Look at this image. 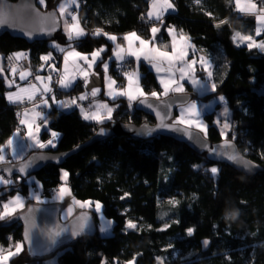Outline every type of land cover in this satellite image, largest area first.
I'll use <instances>...</instances> for the list:
<instances>
[{
    "label": "trees",
    "instance_id": "trees-1",
    "mask_svg": "<svg viewBox=\"0 0 264 264\" xmlns=\"http://www.w3.org/2000/svg\"><path fill=\"white\" fill-rule=\"evenodd\" d=\"M58 1L45 0L46 6L38 4L46 10L56 8ZM80 1L77 12L88 35L71 44L81 51L105 45L107 50L102 58L111 54L112 41L104 35H92L97 29L119 37L136 29L150 37L149 28L154 20L145 15L151 0ZM174 2L176 14L165 19L170 21L177 16L178 27L215 60V91L225 95L233 115L234 128L227 138L235 137L241 151L260 162L263 170L247 175L227 163L209 160L171 136L159 134L145 139L127 133L114 134L71 154L62 165L49 163L30 176L40 184L42 196L49 197L61 185L62 169H66L70 173L66 184L71 194L77 199L100 202L104 216L113 221V232L105 236L97 227L93 235H81L48 255L33 256L23 242L20 221L0 226L1 245L8 246L11 241L24 244L19 255H13L7 264H45V259L55 253H58L55 264H157L160 263L157 257L163 264H264V52L233 43V27L228 17L234 9V0ZM53 41L62 47L69 44L61 29L56 39L33 42L6 32L0 35V52L4 55L13 50H27L35 62H41L40 57L51 52L53 59L60 60L63 52L52 48ZM123 64L119 69L128 66L127 61ZM140 68L144 88L148 92L160 89L149 66L142 63ZM112 69L118 80L123 81V72ZM6 91V79L0 74V147L19 126L18 112L7 101ZM192 95V99L197 97ZM134 104L119 102L112 119H105L103 124L84 120L76 106L52 110L49 125L60 136L56 147L47 149H71L114 121L153 120L135 109ZM214 111L203 115L207 137L212 142L224 139L214 122ZM48 134L47 130L42 132L44 137ZM212 167L220 169L216 176L210 172ZM30 177L14 176L12 184L0 186L2 190L14 187L0 195V211L2 202L14 193H28L33 185ZM125 193L129 195L125 197ZM172 200L178 203L173 205ZM30 202L32 199L27 197V204ZM232 206L241 209L242 215L238 221L229 222L224 219V212ZM129 218L137 221L135 229H126ZM94 220L98 225L97 215ZM165 224L171 226L159 231ZM189 227L194 229L191 236L186 231ZM207 239L210 244L205 250L203 241Z\"/></svg>",
    "mask_w": 264,
    "mask_h": 264
},
{
    "label": "snow or ice",
    "instance_id": "snow-or-ice-1",
    "mask_svg": "<svg viewBox=\"0 0 264 264\" xmlns=\"http://www.w3.org/2000/svg\"><path fill=\"white\" fill-rule=\"evenodd\" d=\"M38 2L41 5H45V0H38ZM197 3L200 2V0H196ZM71 4H75L76 0H70ZM235 6L236 9L239 10L242 13H255L257 11V5L255 3H247V4H242L241 0H235ZM69 7V2H65V3H61L59 6V13L61 16L65 15L67 8ZM174 5L170 2V0H152V5H151V10L147 13V16L149 19H155L156 21H159L160 24L163 26V15L165 12H167L169 9H173ZM37 15H39V13H37ZM67 15L70 16L71 20L73 21V23L69 24L67 20H65V27H64V32L66 34V38L69 41L68 44V48H71L72 50H67L65 47H61L59 44H57L55 41H53L52 43V48L56 51L59 52H63L65 53L64 56V65H65V72H67V67H68V62H69V58L73 59V63L75 64L76 61H85L86 63V67L87 68H93V66L96 64V62L98 60L102 61V57H101V53L105 52L106 46H101L100 49L95 50L91 53V59L89 60V56L88 55H84L81 54L80 52L76 51L75 48L72 47L71 42L72 41H79L82 37H84L86 35V33L84 32V30L79 26V20L77 19V16L72 14V13H67ZM209 15H211V13H209ZM256 19L258 21V26L256 28V35H259L261 33V31H264V7L259 9V14L256 16ZM8 21L7 19L4 18V14L0 13V25H4L7 24ZM221 24L226 23V21H221ZM217 27H219V25H217ZM38 31L41 32H47L49 35H51L52 32H54L56 30L55 27H49V28H39L37 29ZM151 31V38L150 39H144L141 36H139L136 32H131L126 34L123 39L125 41H127V48L124 49L120 44H116V48L114 50V56L115 59L119 62H121V64H123L126 61L127 57H132L134 58L136 61H140L141 58H143L144 60L148 61V63L156 68L157 72H160L161 69V65H163L165 62H167V64L169 65V71L171 68V65L175 62H180L183 61L184 56L186 55V53L184 52V49L181 48L179 51H177L176 49V45L175 43L172 44V51L168 52V51H162L160 49V47H156L155 46V41L157 39L156 34L160 31V28L153 26L150 29ZM167 31L171 34L173 32L172 28H168ZM29 37H31L33 35V31H28L26 33ZM93 36H100V35H104L107 37V39H109L110 41H112L113 43H115L117 41V37L115 35H109L107 33H104L102 29H97L92 33ZM182 39H186L185 37H181ZM175 36H173V41H175ZM232 41L234 44H236L237 46H239L240 44H247V47L249 49L252 48H258L261 52H264V41H260L259 43H257L255 41V39L252 36H242L240 32H235V34L232 36ZM134 42H138L139 47H134ZM152 44V47H149V45ZM24 57L23 53L17 52L13 54V57H9L8 59L11 60L13 58H15L16 60H19L21 58ZM40 59L42 61H44L45 63L50 62L53 59L52 53L49 52L47 55H43L40 57ZM112 58L110 57L109 60H111ZM195 63V61L193 62ZM199 63L201 64L202 67L205 68V70H207V68L209 67V61L201 58ZM77 67H79L78 65H76ZM50 67H52L55 70V66L54 65H50ZM102 67L105 73L108 72L109 69V63L102 61ZM188 71H185L184 68L179 69L180 73H181V79L184 78V76L189 75L191 72V64L187 65ZM0 71H2V69H0ZM13 72L16 71L15 67H13L12 69ZM80 73L85 81V86L87 87L88 85V77H89V72L85 69V68H80ZM30 73H21L20 74V79L23 80L25 79L26 75H29ZM124 75L127 78V89H117L116 87H114L116 85V81L113 80L111 78V76H107L106 79V84H107V95L113 100H117V98L119 97H125L129 103V106L132 105L133 101H139V103L141 104H146L147 107L152 108L153 104L148 102V95L146 94L143 89L140 87L139 84V80L141 79L140 74L138 73V71H132V72H125ZM208 76L211 77L212 73L208 72ZM36 80L41 81L42 78L37 75L35 77ZM49 80L51 79V77L48 78ZM75 79V77H68V76H62L60 78V80L58 81V83L60 84L61 87L67 88L70 87L73 80ZM192 79V83L195 85H198L200 87H202L204 90H207V85L202 83L200 80H197L195 78H191ZM160 83L163 85V93L162 95L167 97L169 95L170 92L172 93H183L184 92V88L182 85H180L179 83H177L176 81L172 80V79H164L163 77L160 80ZM30 88L32 89V93H29V89L27 88H22L20 89L18 92H9L7 94V99L9 100V102L12 103H16V102H20L22 100V96L21 93H29L28 95V99L32 100L33 99V94L36 91H39L41 93V95L45 94V93H49L52 91V89L45 84L44 87L42 89H36L35 86L30 85ZM211 90L213 92H215L216 90V84L212 83L211 84ZM100 89L93 87L91 89V96L94 98L97 96V94L99 93ZM160 93L156 92V91H152L150 93V96L153 98H157L159 99L160 97ZM87 96L86 95H81L79 97L80 100H84L86 99ZM54 99V97H53ZM218 99L220 101L225 102V107L223 109L224 115L227 116L229 109L227 107V102L225 101V97L224 96H219ZM44 104L45 107H49L48 105V101L44 100L42 102ZM60 103V107L61 108H70L73 104L76 103V100H72L71 102H59ZM163 103V102H162ZM164 106L166 108H171V104L170 103H165ZM97 108V111H91V110H84L83 108H81V113L83 116L84 120H92V121H96L97 123L103 124L105 119L107 120H111L112 119V113L114 111L113 107H109L107 104H98L95 106ZM116 107H119V105L117 104ZM99 109H106L107 111V116H103L100 114ZM187 113L190 114L191 117L194 118H188L185 119L184 115L182 114L181 117L175 121H173L172 123H165L163 121V118L161 119V123L157 126L158 128H164V129H169V130H173V131H183L185 134L188 135L190 140H193L194 143L198 144L202 149H205L209 152L210 155L212 156H219V157H224L226 158L228 161L233 162L235 165L237 166H241L238 165L237 161H238V153L237 151H235V145L230 142L229 140H227V138H225L224 143L222 145L219 146H211L207 143L206 140V136H207V130H206V126L204 125V123L202 122V120L200 119V111L197 108V104L195 102H192L190 104H188L187 109H186ZM159 114V113H158ZM36 115H40L39 113H36ZM21 125H25L26 126V136L29 140H32L33 143L31 145H24L20 147L19 152L17 151V149L13 146L14 141L12 139H9L7 142V146L8 147H12V152H13V158L17 157L20 152L23 151L24 148L26 147H38L40 149H44L46 147H56V141L58 140L60 133L56 132V131H51L50 132V136L51 139H49L46 143L44 142H40L37 139V133L40 132L41 127L40 125H36L34 122H29V120L27 119H21L20 121ZM43 124L46 127L48 125V120L47 117L45 116L43 119ZM177 125H186L187 127L181 129L179 127H177ZM195 128L198 130V132H202L204 133V136L201 137L198 134H193L191 131H189V129L191 128ZM230 128V124L228 122H225L223 124V128L221 131V135L222 136H227V130ZM105 129L101 128L99 130V132L97 133V135H103L105 133ZM152 130L149 129V132H151ZM20 130L17 129V135H19ZM235 140V137H233V141ZM80 146L77 145L76 149H78ZM76 149H73V151H75ZM62 155H67V154H62ZM46 159H53L56 161H59V157H47L44 155H40L38 157H33L32 160H29L28 162H21L20 166L18 167V171L20 173H27L28 168L36 161V160H46ZM6 162V156H5V150L3 148H0V163H5ZM253 163V167H256V165ZM193 167H199V165H194ZM244 169V166H241ZM0 171H7L8 172V176L9 178L5 179L3 176H0V185H10L13 183V181L11 180V174H12V168L8 167L5 169H0ZM220 169H218L217 167H212L210 169V172L213 176H216L219 173ZM70 175V173L67 170H62V179L66 182L67 177ZM33 182L37 183L34 178H33ZM69 193V189L66 186H61L59 189V199H63L65 195H68ZM35 198L37 201L40 200L39 195L35 194ZM129 193H125L124 196H128ZM121 199H124V197H121ZM76 203L79 205L80 208H85L89 206V202H79L76 201ZM170 203H172L173 205L177 204L178 201L176 200H172L170 201ZM24 207V203L22 198L17 195L15 197H13L11 200H9L7 203H4L2 205L3 211H0V220H5L6 218H10L12 216L15 215L16 211L18 208H23ZM95 211L96 212H101L102 211V205L100 204V202H96L95 203ZM72 212V208L68 209V212L65 215V219H67V216L69 214H71ZM87 217L86 215H82L81 216V220H85ZM111 221H108V226L111 225ZM176 223H179V220L176 221ZM171 225L169 224H165L164 227L162 229H159V231H163L166 230L167 228H169ZM137 227V225L135 223H133L131 220H129L126 224V229H135ZM150 227V226H149ZM85 229V225L84 223H80L78 225L77 228L75 229H68V228H64L61 229V231H70L72 236H78L80 235L82 232H84ZM187 234L189 236H191L194 232V229L189 227L187 228ZM52 237H53V242H54V238L56 236L60 235V231L51 233ZM29 235L26 232L25 233V239H29ZM204 245L207 246L209 241L205 240L203 241ZM23 249V244L22 243H17L15 246V252L12 251H8L6 254L4 253L3 249H0V264H4V262L8 261L10 259V257H12L13 255H19V253L22 251ZM157 260L160 262V264H163V260L160 257H157Z\"/></svg>",
    "mask_w": 264,
    "mask_h": 264
},
{
    "label": "water",
    "instance_id": "water-1",
    "mask_svg": "<svg viewBox=\"0 0 264 264\" xmlns=\"http://www.w3.org/2000/svg\"><path fill=\"white\" fill-rule=\"evenodd\" d=\"M0 13L4 14V18L7 19L8 23L0 25V35L8 32L12 36L17 38L25 39L28 42H33L36 40H52L56 39L57 32L61 29V17L57 8L43 9L39 6L38 0H0ZM39 13V15H37ZM55 27L56 30L49 35L46 31L41 32L37 29L39 28H49ZM33 31V35L29 37L26 33L28 31ZM192 92L184 91L183 93H169L167 97L160 96L159 99L153 98L148 95V102L153 104L152 108L147 107L146 104H141L139 101H135L134 108L141 110L144 114H147L153 120H147L141 123L138 122H128V121H114L109 126L103 125L98 128L91 138L78 144L80 147L76 149L74 146L68 150H53V149H39L32 150L27 153L23 158L14 161H6L5 163H0V169H5L8 167L12 168V174L10 178L18 176L21 178H28L31 175H35L39 170L44 168L49 163H54L56 165H62L67 157L71 154L79 151L85 146L92 145L95 141L103 140L114 134H129L133 136H138L140 138H150L156 137L159 134L171 136L175 140L182 141L188 145L191 149L197 151L200 154H205L206 157L213 162H220L224 164H229L236 170H240L245 174H256L260 170H263L262 164L254 159H251L248 155L244 154L238 147V143L231 138H227L230 142L235 145V151H239L241 155H244L246 159L254 162L256 167H253L252 172H247L241 166L235 165L233 162L228 161L224 157L212 156L205 149H202L198 144L190 140L188 135L183 131H173L164 128H158L157 126L161 123V119L165 123H172L171 118L178 112L179 105L185 104L192 98ZM163 102V103H162ZM165 103H170L171 108H166ZM159 113V114H158ZM177 127L183 129L187 127L186 125H177ZM104 128L106 131L103 135H97L99 130ZM149 129L152 131L149 132ZM193 134H198L201 137L204 133L198 132L194 127L189 129ZM207 143L211 146H219L224 143L225 139L212 142L210 138L206 136ZM73 149H76L73 151ZM67 154V155H62ZM44 155L47 157H59V161L53 159L46 160H36L27 170V173H20L18 167L21 162H28L32 160L33 157H38ZM0 175L9 178L7 171H0ZM14 187L9 186L0 189V195L12 190ZM61 204L52 202H38L32 201L27 204V206L15 213L14 216L6 218L0 221V226L10 225L18 221L22 224V236L23 242L27 248L29 254L33 256H45L53 251L60 245L67 243L69 241L75 240L81 235H93L96 232L97 224L94 220V216L91 210L82 209L75 213L71 218L67 220H62L60 216ZM86 215L85 220H81V216ZM84 223L85 229L78 236H72L70 231H61V229H75L80 223ZM60 231V235L54 238L51 233ZM28 233L29 239H25V233ZM205 246L203 243V249L207 250L210 244ZM205 241V240H204Z\"/></svg>",
    "mask_w": 264,
    "mask_h": 264
},
{
    "label": "crops",
    "instance_id": "crops-1",
    "mask_svg": "<svg viewBox=\"0 0 264 264\" xmlns=\"http://www.w3.org/2000/svg\"><path fill=\"white\" fill-rule=\"evenodd\" d=\"M170 1L174 5V8L173 9H169L167 12L164 13V15H163V26L160 24L159 21H156V22H154V24H152L150 26L149 31H150L151 27H153V26H156V27L160 28V31L156 34L157 39L155 41V46L156 47H160V49L162 51L171 52L173 43H175L177 51H179L181 48H183L184 52L186 53V55L184 56L183 61L173 63L171 65L170 71H169V65L167 64V62H165L163 65H161V69L162 70L160 72H157L156 68L152 67L148 63V61L144 60L143 58H141L140 61H136L132 57H127L126 61H127V65L128 66L123 68V69H119L118 66L121 64V62L117 61L115 59V56H114V50L116 48V44H120L124 49H126L127 48V41H125L123 39V37L126 34L131 33V32H136L139 36H141L144 39H150L152 34H151V31H150V37H146V36L142 35L140 33V31H138L136 29H132V31H127V32L123 33L121 35V37H119V35H117L115 33H110V35H115L117 37V41L115 43L112 42L113 45H112L111 54L109 56L105 57V58H102V61H105V62L109 63L108 72L107 73L104 72L101 60H98L96 62V64L93 66V68H87L86 67V63L87 62H85V61H76V63L74 64L73 63V59L69 58L66 76L75 77V79L73 80V82H72L70 87H67V88L61 87V91L63 93H65V94H73V93L76 92V94H78L80 96L81 95H86L87 98L85 100H87L89 102L90 106L93 107V106H96L98 104H107L109 107H113L114 111H115L116 110L115 108H117L116 105L117 104L119 105V102H124V101L128 102V101H127V99L125 97H119V98H117V100L113 101L107 95V91H108L107 84H106L107 76H111V78L117 82L119 80H118L117 76L115 75V73H114L112 68H114V69L117 68L120 73L123 72V77H124L123 81H121L119 87H116V86H114V87H116L117 89H125L126 90L127 89V78L124 75V73L125 72H132V71L135 70V71H138V73L140 74V77L142 79L143 75H142V71H141L140 66H141L142 63H145V64H147L149 66V68L153 71L154 75L156 76V79H157V82H158V86H160L159 87L160 89H157V90H154V91L160 93L161 94L160 96H163L162 95V93H163V85L160 83V80H161L162 77L164 79H172V80L176 81L177 83H179L180 85L183 86L184 91H189V92L191 91L194 95L199 96V97L204 96V94H206L208 92H211L212 91L211 90V84L214 83L212 81H213V76H214L213 64H214L215 60L211 57L209 51H207V50H205V49H203L201 47H197L194 44L193 40H191L190 35L188 33H186L184 30H182V29H180L178 27V19H177L176 16H175V18L173 17L172 20H170V21L169 20L167 21L165 19V17L167 15H169V14L170 15H175L176 14L175 2H174V0H170ZM65 2H69V7L67 8L65 15L61 16L60 13H59V15L61 17V30L65 34V32H64L65 20H67L69 24L73 23V21L71 20L70 16L67 15V13H69V12L72 13L71 11L74 10V11H76L75 15L77 16V19L79 20V26L86 33V35L84 36V37H86L88 35L87 30L84 27L83 23H81V21L79 19L78 12H77V10L79 9V7L81 5V1L80 0H76L75 4H71L70 0H59L58 3H57V6H56L58 12H59L60 4L61 3H65ZM249 2L254 3L253 0H241L242 4H247ZM234 3H235V0H234ZM151 5H152V0L150 1L149 11L151 10ZM263 7H264V4H263ZM259 9L260 8L257 6V11L255 13H242V12H240L237 9H236L235 12L232 11V13H230V17H228V19L230 21L231 27H233V35L235 34V32H240L242 36H252L257 43H259L260 41H264V37H262L263 31H261V33L259 35H256V28L258 26V21L256 19V16L259 14ZM145 16H146V18H148L147 14ZM148 20L153 21V19H149V18H148ZM168 28H172L173 29V32L171 34L167 31ZM65 36H66V34H65ZM173 36H175V38H176L175 41H173ZM182 36L185 37L186 39H182L181 38ZM240 45H243V44H240ZM244 45H247V44L244 43ZM101 46H105V45H101ZM101 46H99V48L93 49L92 51L83 52V51H81L79 49L78 46L75 47V46L72 45V47L75 48L76 51L80 52L81 54L88 55L89 56V60L91 59V53L93 51H95V50L100 49ZM152 46H153L152 44L149 45V47H152ZM64 47L67 50H72L71 48H68L67 46H64ZM134 47H139L138 42H134ZM102 54L103 53H101V57H103ZM64 56H65V53L62 54V62H63V64H64ZM110 57L112 58L111 60H109ZM201 58H204V59L209 61V67L207 68V70H205V68L202 67L201 64L199 63ZM194 61H195V63H193ZM188 64H191V72H190L189 75H186V76H184L183 79H181V73H180L179 69L184 68L185 71H188V68H187ZM76 65H78L79 67H77ZM80 68H85L89 72V76L91 75V77H93L92 80L90 81L89 86L87 85V87L85 86V84L84 85H80V86L77 87L79 79L84 80L82 75H81V73H80ZM208 72L212 73L211 77L208 76ZM191 78H195L197 80H200L202 83L206 84L207 85V90H204L202 87L193 84ZM88 79H90V78H88ZM141 79L139 80L140 87L143 89V91L146 94L150 95V93L152 91L148 92L144 88V86L142 85ZM209 80H210V82H209ZM74 87H75L76 90L74 89ZM93 87L100 89L99 93L94 98L90 94L91 93V89ZM170 93H172V92H170ZM92 99L93 100H98L97 101L98 103L96 105H93L94 102L90 103V101ZM132 103H135V101H133ZM190 103H192V102H190ZM186 105L187 104H185L184 105L185 107L182 108V113H183L185 119L191 117L190 114L187 113V111H186V109H187ZM197 106H198V104H197ZM199 107H201V106H199ZM199 107H197V108L200 111V109H202V108H199ZM101 110L104 111V113L102 115L106 117L107 116L106 109H101ZM36 113L37 112H34V116H36ZM200 116H201V114H200ZM191 118H194V117H191ZM23 119H27L28 120L30 118H28V117L26 118V116H25ZM202 122L206 126V122L204 120H202ZM23 126H25V125H23ZM28 180L31 181L33 183V185H31V188L29 189L27 194L19 193V196L23 200L24 207L17 209L16 213L21 211V210H23L26 207V205H27V197L31 198L32 201H37L36 198H35L34 193L39 195V197H40V200L38 202H52V203H60L61 202L60 204L63 205V201H62L63 199H59L58 198L60 186L52 194L54 196H52V198L48 200L47 197H43L42 196V193H41L42 191H41L40 184L39 183L37 184V183L33 182V177H30ZM63 182L66 183L67 180H66V182L63 180ZM69 193L70 194L65 195L64 198L66 196L67 197H71V199L75 198L71 194V190L70 189H69ZM55 195H58V196L55 197ZM74 212H76V211L71 212V214L74 213ZM102 213H103V210L101 212H97L98 220L100 218L104 217V214H102ZM71 214H69L68 216H70ZM111 226L112 225H110V227ZM17 243H22L23 244L22 241L15 242L14 243V247L11 249L12 252H14L15 246H16ZM23 249H24V244H23ZM6 252H8V249L4 250L5 254H6ZM4 264H7V261L4 262ZM127 264H131V263L127 262ZM157 264H160V263H157Z\"/></svg>",
    "mask_w": 264,
    "mask_h": 264
},
{
    "label": "built area",
    "instance_id": "built-area-1",
    "mask_svg": "<svg viewBox=\"0 0 264 264\" xmlns=\"http://www.w3.org/2000/svg\"><path fill=\"white\" fill-rule=\"evenodd\" d=\"M255 4L262 6L264 3V0H254ZM72 14H76V11H71ZM143 18V15L141 16V19ZM23 53L24 57L16 60L15 58L9 60V57H13L14 53ZM4 59V67L8 74L9 83L7 84V91H6V98L7 94L9 92H18L22 88L29 89V93H32V89L30 88V85L35 86L36 89H42L45 84H47L52 91L49 93H45L41 95L39 91H36L33 94V99L29 100L27 97L29 93H21L22 100L20 102L12 103L10 102L14 107H16V111L18 112V118H19V126L17 127H23L21 125L20 121L23 119L25 115V109H33L35 112L39 113L40 115H36L33 117L34 120H38L40 122L43 121L44 117H48L49 113L52 110H59V109H66L61 108L59 102H71L72 100H76V103L72 106H76L79 110L83 108L84 110L88 111H97V108L95 106H90L87 100H80V95L73 93L70 95H67L61 91V86L58 83L60 78L62 76H66L67 72H65V65L62 62V54L61 59H52L50 62L45 63L44 61L41 62H35L30 51L27 50H13L10 52H7L3 55ZM50 65L55 66V70L50 67ZM124 64H120L118 67L122 68ZM15 67L16 71L13 72L12 69ZM21 73H30L29 75H26L25 79H20ZM39 75L42 80L38 81L35 79V77ZM51 77L49 80L48 78ZM81 85L85 84V81H80ZM121 81L116 82V87H119ZM54 97V99H53ZM44 100L48 101L49 107H45L42 103ZM9 102V100L7 99ZM100 114L102 115L104 113L103 110L99 109ZM6 151L9 153L10 149L6 148Z\"/></svg>",
    "mask_w": 264,
    "mask_h": 264
},
{
    "label": "rangeland",
    "instance_id": "rangeland-1",
    "mask_svg": "<svg viewBox=\"0 0 264 264\" xmlns=\"http://www.w3.org/2000/svg\"><path fill=\"white\" fill-rule=\"evenodd\" d=\"M171 2V1H170ZM253 2H254V0H253ZM255 3V2H254ZM264 4V3H263ZM257 5V4H256ZM259 8H261V7H263V5L262 6H260V5H257ZM236 11V6H234V9H233V12H235ZM143 17H144V15H143ZM177 17V16H176ZM175 18V17H174ZM178 19V22H179V18H177ZM154 20V22H156V20L155 19H153ZM154 24V23H153ZM263 33H264V31H263ZM48 53H46V54H44V55H47ZM0 69H2V71H0V74L1 75H3L4 77H5V79H6V82H7V84L9 83V79H8V74H7V72H6V70H5V67H4V59H3V53H1L0 52ZM88 78H90V79H88V86H89V84H90V81L92 80V78L93 77H91V75L88 77ZM209 82H210V80H209ZM212 82H216L215 81V79L213 78V81ZM206 94H209V96H207V97H205V95ZM206 94H204V96H201V97H199V96H197L196 98H194V99H190V101L189 102H187V103H185V104H187L186 106H188V104H190V102H195V103H197L198 104V106L197 107H199V106H201V107H199V108H202V109H200V114H201V120H204V117H203V115L205 114V112H210V111H212V109H215V111H214V116H215V120H214V122L217 124V126L218 127H220V129H221V131H222V128H223V124L225 123V122H228L229 124H230V128L227 130V136L225 137V136H222V138H227V137H229V135H228V133H229V131H231V130H233V128H234V126H233V115H232V111H231V108H230V105H228L227 104V107H228V109H229V112H228V114H227V116H225L224 115V112H223V109H224V107H225V102H223V101H220L219 99H218V97L219 96H224L225 97V95L224 94H220V93H217L216 91L215 92H213V91H211V92H208V93H206ZM98 100H91L90 101V103L91 102H94V104L93 105H96L98 102H97ZM225 101L227 102V100H226V97H225ZM89 103V102H88ZM185 104H182V105H179V108H178V112L171 118V121H175V120H177V119H179L180 117H181V115L183 114L182 113V108H184L185 106ZM205 109V110H204ZM81 111V110H80ZM34 110L33 109H28V108H26L25 109V115H26V118L28 117V118H30V119H28L29 120V122H34L36 125H40V127H41V130H40V132L39 133H37V139L40 141V142H44V143H46L49 139H51V136H50V132L51 131H55V130H53V129H51L50 128V125H49V122H50V120H49V118L47 117V120H48V125L45 127L44 126V124H43V121L42 122H40V121H38V120H34L33 119V116H34ZM191 118V117H190ZM32 119V120H31ZM188 119V118H187ZM205 121V120H204ZM205 125V124H204ZM208 127H207V125H206V129H207ZM17 129H19L20 130V133H19V135H17L16 133H17ZM45 130H47L48 131V136H46V137H44L43 135H42V132L43 131H45ZM26 126H23V127H17V128H15L14 129V131H13V133L1 144V147L0 148H3L4 150H5V156H6V159H12V160H10V161H14V160H19V159H21V158H23L27 153H28V151L29 150H32V149H39L38 147H26V148H24L23 149V151L22 152H20V154L17 156V157H15V158H13V152H12V147H15L16 149H17V151L19 152V150H20V147L21 146H24V145H31L32 143H33V141L32 140H29L28 138H27V136H26ZM9 139H12L13 141H14V143H13V146L12 147H8L7 146V142H8V140ZM57 142H58V140L56 141V145H57ZM49 147H51V146H49ZM6 148H9L10 149V152L8 153L7 151H6ZM46 148H48V147H46ZM62 170H66V169H62ZM30 177V176H29ZM61 180H62V182H63V179H62V176H61ZM0 186H2V185H0ZM61 186H67L68 187V185L66 184V183H61V185H60V187ZM69 188V187H68ZM17 195H19V193H14L13 195H11L10 196V198H8L7 200L9 201V200H11L13 197H15V196H17ZM52 196H54V195H50L49 197H47L46 195H45V197H47L48 198V200L49 199H51L52 198ZM58 195H55V197H57ZM7 200H5V201H3L2 202V204H4V203H7L8 201ZM90 199H85V200H83V199H77V198H72L71 199V197H65V198H63V205L65 206V208H72V212L73 211H78V210H80V207H79V205L76 203V201H79V202H81V203H83V202H89V206L93 209V210H95V203L96 202H98V201H93V200H90ZM27 206V205H26ZM19 209V208H18ZM2 211H3V209H2ZM68 212V210H66L65 211V213H64V217H65V215H66V213ZM97 213V212H96ZM103 214V213H102ZM98 220V219H97ZM129 220H131L133 223H135L136 225H137V221L136 220H134L133 218H129ZM108 221H111V222H113L112 220H110V218H108V217H102V218H100L99 220H98V228H99V231H100V233L102 234V235H105V236H107V234H109V233H111V232H113L112 231V229H111V227L110 226H108ZM111 225H112V223H111ZM14 247V243H12V241H11V243L8 245V246H4V245H1L0 244V249H3V250H6V249H8V251H11V249ZM14 252H15V250H14ZM7 253V252H6ZM56 255H58V253H55V254H53V255H51L50 257H48V258H46L45 259V264H55V262H56Z\"/></svg>",
    "mask_w": 264,
    "mask_h": 264
},
{
    "label": "clouds",
    "instance_id": "clouds-1",
    "mask_svg": "<svg viewBox=\"0 0 264 264\" xmlns=\"http://www.w3.org/2000/svg\"><path fill=\"white\" fill-rule=\"evenodd\" d=\"M237 153H238V161H237L238 165L244 166V169L247 172H249V173L252 172V170H253L252 161L249 159H246L244 155H241L239 153V151H237ZM85 209H87V208H85ZM96 215H97V213H96ZM241 215H242L241 209H239L238 207L232 206L231 208L225 209L224 219L226 221H229V222H234V221H238ZM97 219H98V216H97Z\"/></svg>",
    "mask_w": 264,
    "mask_h": 264
},
{
    "label": "flooded vegetation",
    "instance_id": "flooded-vegetation-1",
    "mask_svg": "<svg viewBox=\"0 0 264 264\" xmlns=\"http://www.w3.org/2000/svg\"><path fill=\"white\" fill-rule=\"evenodd\" d=\"M0 176H3V175H0ZM3 177H4V176H3ZM5 178H6V177H5ZM6 179H7V178H6ZM60 203H61V202H60ZM61 207H62V208H61V211H60V216H61V219H62V220H67V219L71 218L75 213H77L78 211H80V210H82V209H85V208L91 210L92 213L94 214V216H96V212H95V210H93L90 206H88V207H85V208H80V210H78V211L72 213L70 216H67V219H65V217H64V213H65L66 210H68V208H65V206L62 205V204H61Z\"/></svg>",
    "mask_w": 264,
    "mask_h": 264
}]
</instances>
